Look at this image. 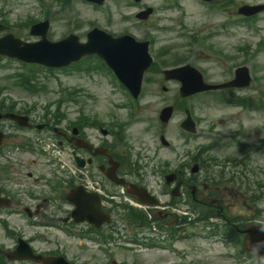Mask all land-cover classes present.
Masks as SVG:
<instances>
[{
  "label": "rangeland",
  "instance_id": "374dc122",
  "mask_svg": "<svg viewBox=\"0 0 264 264\" xmlns=\"http://www.w3.org/2000/svg\"><path fill=\"white\" fill-rule=\"evenodd\" d=\"M165 0H144V2L148 5H156L157 11L153 18L154 22L159 21L160 27H172L174 32H153L152 34L157 38L156 46H164L169 43L175 42L173 39L179 34L185 33L190 29L198 26L203 27L204 31L212 30L218 31L221 35L218 37V42L228 41L229 46H233L235 44H242L245 40H249V44L252 45L251 49L255 50V47L258 45V40H264V15H261L257 19L258 24V32L251 34L246 30L234 28L222 29L221 23L226 18V14L222 12V14H211L207 7L200 4L198 0H179L181 4V8L175 9H165L163 7V3ZM217 2L218 0H213ZM236 3H250L254 4L256 2H264V0H235ZM229 6V5H228ZM228 6H225L228 8ZM0 7H3L0 4ZM1 10H8L7 18L8 21L15 23L16 21L24 19L27 15H37L36 4L32 1L27 0H7V5L4 8H0ZM73 10L82 18L83 21L92 22L93 18H99L96 14H94L90 9L80 6L78 3L74 6ZM136 7H132L131 11L134 12ZM71 15V14H70ZM53 29L56 34L63 33L64 26L60 22H55L53 24ZM204 33V32H202ZM137 36H142L141 33H137ZM248 35L251 39H248L246 36ZM242 36V37H241ZM181 41H179L180 43ZM230 51V47H228ZM251 66V64H250ZM253 66L252 74L256 75L258 78L257 81V89L264 91V47L260 49L258 53L253 57ZM29 69L21 66L17 62H0V85H4L6 88L3 90V96H7L19 103V106L22 107L24 105H37L38 111L37 114H42V106L49 104L52 101H57L59 97H62L60 94V90L64 89L71 92H76L77 102L75 103H65L63 105V110L67 111L69 117L74 118L78 112H84L88 115H92L94 111L100 107V105H105L109 107V104L112 101H117L118 98H123L120 94H113V87L108 83L107 79L96 76V75H87L83 71L77 72L74 69H70L67 71H56L53 73H48L44 70H35L34 74L36 75L39 83L45 87L43 91L36 93L37 95H30L23 91L18 87H14L11 84V78L16 73H25L28 72ZM252 90L247 91V94H250ZM114 96L115 98H112ZM149 95V93H147ZM160 93H157L154 98H145L143 105L146 108L145 114L147 116H154L155 110L162 103V97ZM158 97V98H157ZM103 100H105L103 102ZM193 106L195 108V115L205 117L206 121L202 124L203 127H208L210 124L211 127H215V131L213 133H217V126L221 127L222 131L228 133H234L235 129L229 127L232 122L237 121L238 125L240 121L244 122L245 125H248V129L246 131V136L241 137V140L245 142L249 151L252 152V164H257L262 167V171H257V174L253 176L252 180L264 181V159L263 152L260 150L258 154L255 152V147L259 141L264 142V130L263 127L257 131L254 127H258V125H253V115L251 113V117H247L246 114H241L239 108L227 109L220 105L212 104L210 100V104H208V99L205 97L196 98L193 101ZM256 113V112H255ZM247 122V124H246ZM264 123H262L263 125ZM146 136V137H145ZM145 138L147 139V143L149 139H154L155 133L145 134ZM151 136V137H149ZM168 136L171 140L175 141L176 152L173 151H165L160 150L158 153V157L161 159H174L176 153H181L179 147L181 145V141L177 138L176 130L171 127L168 133ZM212 136V135H210ZM144 139V138H143ZM196 141H191L190 146L195 145ZM231 146V147H230ZM156 147V140L154 139L151 142V145L148 146L149 149H153ZM264 150V147H262ZM238 153L237 146L234 143H228L226 147L221 151H215V155L220 157L236 155ZM254 155V156H253ZM252 185V183H251ZM228 201H232V197L227 198ZM232 211V207H230ZM254 213V209L252 207L246 206L244 200L242 202V212L241 216H250ZM264 217V215H263ZM117 224L121 227L122 222L117 220ZM122 236H126L130 233V230H125L121 228ZM120 233V232H119ZM121 237H115L118 239ZM191 240H179L174 243V247L183 251L185 253L184 261L186 263H194V264H250L251 260L247 257L244 258V255L240 259L232 258L230 253L237 252L230 243H217V244H205L208 249H200L194 252L196 244ZM61 247H57L55 245H48L46 243L39 242L38 245L42 250H54L60 249L64 251L66 255L72 259L77 258L79 264H109L108 261L103 260L105 256L98 251H94L93 243H85L82 244L84 251L81 254L78 253L76 249L77 242L71 239L67 241L61 242V240L57 243ZM213 246V247H212ZM133 247V248H131ZM217 247V248H215ZM112 249L111 257H107V259H114L117 264H125V263H136V264H169L172 260H177L179 264H181V260H179L173 253L166 252L162 249H152L149 250L147 248H142L141 246H133L131 242H118L114 244ZM131 249V251L125 250ZM87 250V251H85Z\"/></svg>",
  "mask_w": 264,
  "mask_h": 264
},
{
  "label": "clouds",
  "instance_id": "9594fccd",
  "mask_svg": "<svg viewBox=\"0 0 264 264\" xmlns=\"http://www.w3.org/2000/svg\"><path fill=\"white\" fill-rule=\"evenodd\" d=\"M253 125H258L264 123V114L259 113H252ZM247 124V122H246ZM229 127L231 128H238V122H232ZM217 132H221V127L217 126ZM254 224L258 225L259 232L261 234H264V217L257 218L253 221ZM249 256L251 259V264H264V239H257L255 242H253L252 239L249 241V248H248Z\"/></svg>",
  "mask_w": 264,
  "mask_h": 264
},
{
  "label": "flooded vegetation",
  "instance_id": "af4514ba",
  "mask_svg": "<svg viewBox=\"0 0 264 264\" xmlns=\"http://www.w3.org/2000/svg\"><path fill=\"white\" fill-rule=\"evenodd\" d=\"M25 157H26V156H24V155H22V156L20 157L21 159H23V161H22L23 165H26V164H27V163H26V160L28 161V159L25 160ZM28 175H29V174H28Z\"/></svg>",
  "mask_w": 264,
  "mask_h": 264
}]
</instances>
